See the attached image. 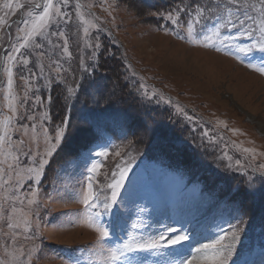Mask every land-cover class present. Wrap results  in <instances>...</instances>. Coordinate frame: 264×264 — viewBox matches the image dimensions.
<instances>
[{"label": "rangeland", "instance_id": "obj_1", "mask_svg": "<svg viewBox=\"0 0 264 264\" xmlns=\"http://www.w3.org/2000/svg\"><path fill=\"white\" fill-rule=\"evenodd\" d=\"M35 2L43 4V0ZM76 2L70 0V5L62 8L63 12L72 15L71 23L61 18L56 24L60 31L70 36L71 60L59 56V49L52 50L46 44L40 50H21L30 58L26 67L19 63L11 65V92L17 107V112L13 114L8 108V75L5 68L9 65L4 59L5 50L17 44L18 36L22 39L23 33L18 29L24 27L23 21L31 19L28 11L38 14L42 8L32 7L28 0H0V17L7 20V24H0V120L6 115L12 116L8 139L12 144L19 139L25 141L24 145H16L13 149L19 156L17 170L38 167L45 147L42 135L32 140L31 133L24 135L25 129H31L35 124L38 134L42 128H47L54 136L55 127L61 124L62 119H69L70 125L61 151L46 168L40 184L25 179L22 186L16 189L23 203L16 200L5 203L6 208L14 204L28 214L32 232H24L22 227L15 230L17 242L13 244L9 236L12 230L5 220L0 219V260L12 261L13 255H19L16 249L22 248L25 255L15 264H27V254L35 248L31 252L32 264H73L76 260L79 264H108L106 252L100 254L99 233L83 222L86 209L79 202L91 153V159L100 160L103 164L94 183L98 191H108L105 186L111 182V173L117 170L116 165L122 163L121 157L130 162L131 167L120 194L122 203L119 207L123 218L113 223L111 214L102 217L104 224L111 225L112 233V239L105 242V248L127 240L129 236L147 238L157 235L162 228L156 223L160 217L154 209L164 214L166 223H171L167 217L174 215H184L189 219L194 216L199 221L196 232L192 233L195 241L184 242L185 250L189 244L209 243L222 234L221 229L230 231L229 222L238 223L235 217L240 214L244 222L232 264H264V181L256 171L257 165L264 163V155H260L264 153V74L248 67L250 62L259 64L264 54L255 50L248 55L239 52L237 45L251 43L246 37L223 44L217 40L215 45L205 46L203 36L216 23L215 16L211 14L195 26V40L200 41L197 43L186 36L190 17L183 13L180 27L166 18L150 15L156 12L139 0H79L83 6L80 11L96 25L89 28L94 38L89 42L101 45L95 49L97 55L93 60L91 53L94 49L84 45V25L77 16ZM249 2L257 3V0ZM5 3H10L12 7L5 8ZM16 3L24 4V8H16ZM89 3L93 7L88 8ZM212 3L213 0H205L204 6ZM54 4L60 6L59 0H54ZM56 27L52 30L55 31ZM77 29L80 31L75 35ZM177 32L185 35V39L178 38ZM233 35H236V29L230 26L221 29V38ZM76 40H79L78 46ZM41 51L45 52V58L40 57ZM48 56L59 59L67 71L62 72V81L55 80L46 86L43 77L37 76L40 63L47 65ZM81 58L89 67L88 72L82 70ZM28 70L35 74L30 80L31 87L22 78L29 75ZM48 73L49 69L45 67V75ZM55 75L53 72L52 76ZM77 85V96L66 99L67 89ZM141 89L146 90L151 98L146 99ZM26 90L27 99L24 98ZM37 97L41 98V102L37 101ZM116 102L123 111L141 114L135 128L141 131L135 140L139 145L129 142L118 147L117 142L105 135L91 144V135L84 122L86 118L82 116L84 111L108 110L103 105H111V109L113 106L112 111H121L113 105ZM45 112L50 120L43 119ZM198 118L202 119L198 121ZM145 119L154 131H144L141 123ZM189 133L194 134V139H189ZM0 134H3L2 128ZM156 140L159 142L153 143ZM181 141L184 142L182 145L193 149L194 159L208 160L207 165L211 166L208 172L191 177V170H183L186 165H178L167 158L165 146L169 145V154H175L177 152L171 148ZM206 147H210L211 156L205 152ZM104 148L109 152L107 159L95 155ZM145 148L148 149L146 153ZM243 148L253 149L255 155L244 152ZM117 151L120 156L114 155ZM184 151L182 149L180 153ZM188 158L185 155L184 162L193 166ZM229 164L231 168H228ZM213 170L226 175L224 179L219 178L217 186L209 179V172ZM245 173L254 178L251 186ZM9 174L15 175L11 170ZM241 186L245 191L240 189ZM37 188L36 202L29 205L27 200L33 199L31 193ZM226 190L229 193L218 200ZM141 208L148 211L141 214ZM17 217L23 218L19 211ZM133 223L139 227L133 228ZM175 227L181 226L176 224ZM187 230L192 232L190 227ZM33 232L35 236L32 239H25V236H33ZM175 251L176 248H170L165 250V255H139L147 256L148 264H169L179 258L172 255Z\"/></svg>", "mask_w": 264, "mask_h": 264}, {"label": "snow or ice", "instance_id": "obj_2", "mask_svg": "<svg viewBox=\"0 0 264 264\" xmlns=\"http://www.w3.org/2000/svg\"><path fill=\"white\" fill-rule=\"evenodd\" d=\"M29 4L36 9H41L38 14H35L33 11H28L27 15L31 18L30 20L23 21L24 27L18 29L19 32L23 33L22 39L18 36L17 44L11 45L10 50H5L4 59L8 63V67L5 68V71L8 75V108L10 112L15 114L17 112L16 104L14 103L15 97L12 96V85H13V69L12 64L19 63L21 66L26 67L30 63V58L27 54L22 53V49H44L46 44L51 46L52 50L59 49V56H66L68 60L73 58V53L70 51V36L64 31H60L56 27L59 19L63 18L69 24L72 20V15L70 13H65L62 11V8L70 5V0H59L60 6L54 4V0H43V4L36 3L35 0H28ZM107 2V0H105ZM183 2V0H181ZM195 7L191 8L190 6L180 7L176 6L174 11H167L165 13L156 12L150 13V15L158 16L161 19L166 18L171 24L182 27L179 24L181 19V13L190 17L189 22H187L186 27V36L189 40L199 43L200 41L195 40L196 28L195 26L200 24L202 21L209 18V14L215 16L216 23L214 26L209 29L208 34L203 36V41L205 46H213L219 40L220 44H223L226 41H235L239 38L246 37L251 43L237 45V50L245 55L252 54L255 51H259L261 54H264V0H257V3H250L249 0H213V3L209 6H200L196 4V0H193ZM5 8H11L10 3L4 4ZM16 8H24V4L16 3ZM74 7L77 10V16L81 21L83 28V37L84 45L87 48L94 49L91 53V59H96L95 49H99L101 45L99 43H90L91 37L89 28L96 27L93 21L85 18V15L80 9L83 7L79 0H77ZM88 8L93 7L91 3L87 5ZM249 11H255L256 16L250 15ZM7 15V13L5 14ZM251 23H248V22ZM0 24H7V20L3 17H0ZM236 29V35L233 36H223L221 38V29L228 27ZM56 27V30L52 29ZM80 29H77L79 34ZM178 38L185 39V35H181L179 32L175 33ZM53 37L55 39H53ZM42 41V42H41ZM75 43L79 45V40H76ZM219 51V48H217ZM41 58H45V52L41 51L39 53ZM48 63L41 62L39 65V76L37 78L43 77L46 82V86L51 85L55 80H63L62 72L67 71L63 68V65L59 62V59H52L51 56L47 57ZM80 65L84 72L89 71V67L85 65L83 58L80 59ZM45 67L49 69L48 75H45ZM129 68L131 65L128 66ZM249 68L264 74V56H261L260 63L254 64L249 63ZM29 71L27 77H22L25 79V84L28 87H31L30 80L35 75ZM56 75L53 77L52 73ZM135 75V73H133ZM142 79V78H141ZM79 85L75 87H69L67 89L68 97L66 99H71L77 96ZM97 89L99 86L97 85ZM142 95L146 99H150L146 90L141 89ZM155 93H153V96ZM24 98H28L27 90L24 93ZM48 102H51V96L48 98ZM37 101L41 102V98L37 97ZM96 103H99V100H95ZM159 102V101H157ZM170 103V101H169ZM183 112V109H180ZM13 117L6 115L3 120H0V128L3 129V134H0V219L5 220L7 227L12 230L9 233L12 243L15 244L17 241L16 231L23 228L24 232H32L31 220L27 213H23L22 209H17L14 204H10L9 207H5V203L16 200L20 201V197L16 194V189L22 186V183L25 179L28 181H34L36 185H39L41 180L44 177V173L48 165L52 163V159L57 157L61 151V144L65 142V137L68 134L69 130V119H62L61 124L55 127V135H50L47 128H42L41 133L36 132V125L33 124L31 129H25L24 135L28 136L31 133L30 139L36 140L38 135L43 136L44 141V151L41 155V158L38 162V167H29L27 169L17 170L16 164L19 161V156L13 150L16 145H24L25 141L19 139L15 144L8 139L9 131L11 130V122ZM30 119H35V117H30ZM44 120H50V116L47 112L43 114ZM221 124H224L223 121H220ZM227 127L226 124H224ZM141 127L147 133L149 131H154L149 126L148 120L145 119L141 123ZM206 135V133H205ZM7 145V147H6ZM38 147V143H37ZM244 152H249L255 155L253 149L243 148ZM29 153H31V148H29ZM39 154V153H38ZM98 157H103L107 159L109 152L106 148L95 153ZM114 155L120 156V152H115ZM260 155H264L261 153ZM230 160L231 157H228ZM11 161V162H10ZM88 161L90 167L86 168L88 175L85 177V182L82 186V190L79 193V202L85 206L86 215L84 223L89 227L94 228L99 233V245L101 249V255H104L106 252V261L108 264H148V257L141 256L140 253H149L151 255H165L166 249L176 248V251L172 253L179 257L178 259L172 260L169 264H232V256L235 252V246L238 243L240 233L242 231L241 225L243 224V217L240 214H237L235 219L238 223L229 222L230 231L221 229L220 235L216 236L209 243H199L189 244L188 248L185 250L183 248L184 242L190 240L195 241V236L192 233L196 232L197 225L199 221L196 220L194 216L190 219L184 215H174L168 216L167 220L171 223H166L163 216L164 214L154 209V213L160 217L156 220L157 224L161 225L162 230H158V234L155 236H149L147 238H137L136 236H129L127 240L116 243L107 248L104 247L105 242L112 239V233L110 231L111 225L104 224L102 217L105 214H111L113 217V223L119 222L123 218V213L120 210L119 205L122 203L120 199L121 189L124 188V182L127 179V173L131 171L128 161H124L121 157V164L116 165V171L112 172L111 182L108 183L105 187L108 190L104 192L103 189L99 191L94 187L96 183V176L99 175V170L103 167V164L100 160L91 159V153H89ZM239 163V162H237ZM232 165L229 164L228 168H231ZM9 170L14 172L15 175L9 174ZM256 171L259 173L261 181H264V163L258 164ZM7 177V179H5ZM246 180L251 186L254 182L252 176H248L245 173ZM11 191V195H8ZM39 189L32 191L31 195L33 199H28L27 203L29 205L34 204L35 197L38 194ZM23 203V201H20ZM115 208V211L112 210ZM93 209H102V211H90ZM18 211L22 214V219L17 217ZM146 208H141L140 213L143 214L147 212ZM176 224H179L181 227H175ZM133 228H138L139 225L136 223L132 224ZM192 229V232H189L188 228ZM35 236H25V239H32ZM179 246V247H177ZM35 251V248L31 249L27 254V264H32L31 261V252ZM16 252L19 255H13L12 261L0 260V264H15L19 261L20 257L25 255V252L22 248L16 249ZM187 253L185 256L184 253ZM71 259V257H70ZM73 264H79V261L76 260Z\"/></svg>", "mask_w": 264, "mask_h": 264}, {"label": "trees", "instance_id": "obj_3", "mask_svg": "<svg viewBox=\"0 0 264 264\" xmlns=\"http://www.w3.org/2000/svg\"><path fill=\"white\" fill-rule=\"evenodd\" d=\"M143 4H147V6L150 7V10L153 12H161L165 13L167 11H174L176 6H190L189 11H191L192 7H195V4L193 3V0H139ZM196 4H199L200 6H204L205 0H196ZM108 47V46H107ZM97 75V74H96ZM98 76V75H97ZM99 78V77H97ZM115 107L120 108L118 102L113 103ZM106 109L104 111H96L89 113V111H84V114L82 115L83 118H86L84 122L87 124L88 127V132L91 135V144L97 142L100 137L103 135L109 136V138L112 141H115L118 143V147H122L124 144L133 142L135 145H139L135 140L136 138L138 139V135L141 134V131L138 130L136 131L135 128H137V120L140 118L141 114L134 113L132 111H123L121 108L119 110L121 111H112L114 107L111 105L105 106L103 105ZM133 116L136 118H133ZM142 117V116H141ZM202 118H198L197 120L199 121ZM182 133H186V131L182 130ZM194 137L193 133H189V139L191 140ZM194 139V138H193ZM159 142L158 140L154 141ZM178 142V141H177ZM184 142L181 141L179 144L182 146H173L171 150L177 153L175 154H169L168 146H165V153L168 159H170L172 162H176L178 165H186V168H189V164L185 163L183 158L185 155L189 156L191 159L190 164H193L195 169L199 170V173L202 175L205 172L209 171V168L211 166L207 165L208 160H203V159H194L193 155H195V152L193 151L192 148L186 147L182 145ZM203 146V145H201ZM149 149L151 147L149 146ZM182 149H185L184 152L180 153ZM205 152L211 156V149L210 147H206ZM148 151L147 148H145L144 153ZM120 164V163H119ZM216 166V165H215ZM217 167V166H216ZM207 169V170H206ZM211 176L209 177L210 180H213L215 182L219 181V178H223L226 176L223 174V172L218 173L216 170H213V172H209ZM242 191H245L243 186L240 188Z\"/></svg>", "mask_w": 264, "mask_h": 264}]
</instances>
